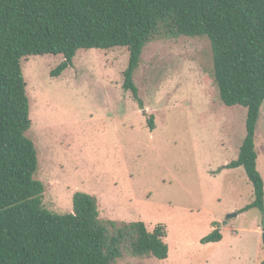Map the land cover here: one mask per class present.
<instances>
[{"label":"rangeland","instance_id":"1","mask_svg":"<svg viewBox=\"0 0 264 264\" xmlns=\"http://www.w3.org/2000/svg\"><path fill=\"white\" fill-rule=\"evenodd\" d=\"M129 58L125 48L82 50L58 77L63 57L22 60L44 206L71 213L84 192L97 197L102 220L163 226L166 260L117 264H264V211L245 210L254 187L243 168H228L247 134V109L221 102L209 39L148 44L134 76L138 101L123 87ZM256 151L264 180V104ZM216 229L223 240L202 244Z\"/></svg>","mask_w":264,"mask_h":264},{"label":"trees","instance_id":"2","mask_svg":"<svg viewBox=\"0 0 264 264\" xmlns=\"http://www.w3.org/2000/svg\"><path fill=\"white\" fill-rule=\"evenodd\" d=\"M206 37L221 102L247 109L246 137L228 168H243L264 211L256 131L264 104V0H0V264H117L126 256L166 260L163 226L100 218L96 196L73 197V212L43 203L38 151L28 137L30 101L22 60L58 56L60 76L82 50H129L124 89L138 101L134 76L148 44ZM141 104V102H140ZM142 107V104H141ZM143 108V107H142ZM154 129L153 120L148 121ZM219 224V223H216ZM219 229L202 244L219 243Z\"/></svg>","mask_w":264,"mask_h":264},{"label":"water","instance_id":"3","mask_svg":"<svg viewBox=\"0 0 264 264\" xmlns=\"http://www.w3.org/2000/svg\"><path fill=\"white\" fill-rule=\"evenodd\" d=\"M231 216H237V214H234V215H231ZM231 216H230V217H231Z\"/></svg>","mask_w":264,"mask_h":264}]
</instances>
